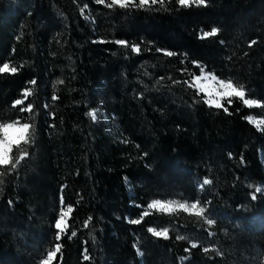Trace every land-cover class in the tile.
Wrapping results in <instances>:
<instances>
[{
	"label": "trees",
	"instance_id": "1",
	"mask_svg": "<svg viewBox=\"0 0 264 264\" xmlns=\"http://www.w3.org/2000/svg\"><path fill=\"white\" fill-rule=\"evenodd\" d=\"M85 4L0 0V67L19 68L0 74V122L36 127L35 143L21 145L30 155L14 171L0 168V264H40L56 243L62 200L74 208L68 231L77 235L62 236L59 264H264V127L248 122L264 118V107L234 99L224 112L174 82L198 75V62L264 105V0L189 8L165 0L152 11ZM212 27L218 35L200 39ZM29 102L34 113L21 112ZM205 178L213 183L202 186ZM197 199L213 226L147 207ZM145 211L140 225L129 223ZM149 227L168 228L170 238Z\"/></svg>",
	"mask_w": 264,
	"mask_h": 264
},
{
	"label": "snow or ice",
	"instance_id": "2",
	"mask_svg": "<svg viewBox=\"0 0 264 264\" xmlns=\"http://www.w3.org/2000/svg\"><path fill=\"white\" fill-rule=\"evenodd\" d=\"M98 5H103L108 9L119 8V9H142L145 11H152L155 5H160L162 8L165 5V0H110V2H106V0H95ZM170 2V0H169ZM209 0H175V3L181 8H189L193 5L195 6H208ZM84 8H87V5H84ZM166 10V9H165ZM83 14V8L81 9ZM220 29L217 27H212L210 30L203 31L200 39H208L216 37L219 33ZM103 42V41H101ZM116 44L121 45L125 48L129 47V43L125 40H116ZM257 42L255 40L251 41L249 47L255 45ZM131 52L140 53L141 47L139 44H133L130 46ZM157 52H162L163 55L167 57H172L176 55L173 51L162 50L160 48L156 49ZM195 66L199 68V74L193 75L190 81H174L175 83H184L188 88L194 89V94L199 96L203 94L202 102L209 107L216 109H223L224 112H229V107H226L223 101L227 102V105H231L233 103L232 98H238L243 104L249 108L252 107H264L260 102L256 99L246 98L248 95L243 84H239L234 82L232 79H223L218 77L215 73L206 70V67L196 62ZM23 68V65L19 66ZM19 71L18 67L10 66L9 63H3L2 67H0V74L9 73L11 75L17 74ZM186 71V70H182ZM32 86L37 85V81L32 79L27 82ZM59 84H63L64 82L58 81ZM35 87L25 88L22 90L23 99L17 98L12 104L13 108L17 106L24 105L25 101L34 95ZM58 97L53 94L52 100H57ZM47 107V105H45ZM21 112L34 113L33 103H27L26 107L20 108ZM231 114V113H229ZM87 115L95 121L98 116V112L96 110L90 111ZM248 122L254 124L257 129H260V125H264V120H253L250 116L248 117ZM35 135H36V127L34 122H24L21 123L19 119L13 122H0V168H7L10 166L9 171H14L21 164L23 160H25L29 155V151L26 147H21V145H32L35 143ZM18 149V154L13 155V148ZM243 162V161H242ZM7 173L4 171H0V184L4 183L3 177ZM213 181L211 179L205 178L202 182L203 185H210ZM257 193L261 191L259 187L255 189ZM256 195L252 196V199L255 200ZM62 207L59 212V216L54 223V227L57 230L55 234L56 243L52 247L51 250L47 251L45 257L40 260V264H59L57 261L59 255V261L62 262V236L67 235L68 238L75 237L77 233L75 231H71L69 234V218L74 211L72 205H64L63 200L61 201ZM150 209L159 210L161 212H183L190 216H195L203 220V222L209 227L213 226L216 222L215 220L208 218L206 216L207 207L205 204H202L200 200L195 201H178V200H169L167 202L161 200H153L150 204L147 205ZM149 213L147 211L143 212L140 218L130 219L129 223L133 225H140L144 217H147ZM93 220L92 217H88L84 222V227H89L90 222ZM147 231L155 238H162L164 240H168L169 229L163 228L157 230L156 228L149 227ZM176 239L184 240V236H177ZM135 247V245H134ZM198 244L193 242L190 245V248H185V252H190L191 249H196ZM210 249L208 247L203 248V252L208 253ZM138 254L142 253L139 249H137ZM83 259L88 261L90 257L88 255H84Z\"/></svg>",
	"mask_w": 264,
	"mask_h": 264
},
{
	"label": "rangeland",
	"instance_id": "3",
	"mask_svg": "<svg viewBox=\"0 0 264 264\" xmlns=\"http://www.w3.org/2000/svg\"><path fill=\"white\" fill-rule=\"evenodd\" d=\"M106 2H110V0H106ZM92 4H97L96 2H95V0H88V4H86L87 5V8L86 9H89L90 8V5H92ZM247 98V97H246ZM234 99H238V98H235V97H233L232 98V100H234ZM222 103H224V104H227V102L226 101H223ZM260 104L262 105V103L260 102ZM247 107V106H246ZM249 108V107H248ZM252 108H255V107H252ZM98 112V114H99V111H97ZM253 120H264V118H254V117H251ZM252 124V123H251ZM254 125V124H253ZM255 126V125H254ZM256 127V126H255ZM264 127V125H260V129H262ZM14 149V148H13ZM167 201H169V200H167ZM167 201H164V202H167ZM179 201V200H178ZM181 202H183V201H181ZM149 210H151V211H157V212H161V211H159V210H155V209H150L149 208ZM161 213H167V212H161ZM172 213H177V212H172ZM172 213H167V214H172Z\"/></svg>",
	"mask_w": 264,
	"mask_h": 264
}]
</instances>
